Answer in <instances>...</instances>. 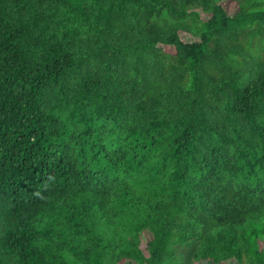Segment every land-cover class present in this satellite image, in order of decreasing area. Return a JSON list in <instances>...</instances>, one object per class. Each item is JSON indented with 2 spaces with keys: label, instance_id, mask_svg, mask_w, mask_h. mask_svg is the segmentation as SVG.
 <instances>
[{
  "label": "trees",
  "instance_id": "obj_1",
  "mask_svg": "<svg viewBox=\"0 0 264 264\" xmlns=\"http://www.w3.org/2000/svg\"><path fill=\"white\" fill-rule=\"evenodd\" d=\"M233 1L0 0V264H264V0Z\"/></svg>",
  "mask_w": 264,
  "mask_h": 264
},
{
  "label": "rangeland",
  "instance_id": "obj_2",
  "mask_svg": "<svg viewBox=\"0 0 264 264\" xmlns=\"http://www.w3.org/2000/svg\"><path fill=\"white\" fill-rule=\"evenodd\" d=\"M220 6L225 10V12L229 15L233 14L234 11L236 10V5L234 3L233 0H220L219 2ZM180 39L182 41L188 42L189 38L185 35H180ZM163 51H165L167 54H172V49L171 48H164ZM145 236H143V239L140 242V249L143 250L145 242L147 239H149V235L148 234H144ZM259 246L261 248L264 247V243L260 242ZM124 264H133V263H124ZM197 264H208V263H197ZM223 264H231L229 262H225Z\"/></svg>",
  "mask_w": 264,
  "mask_h": 264
}]
</instances>
